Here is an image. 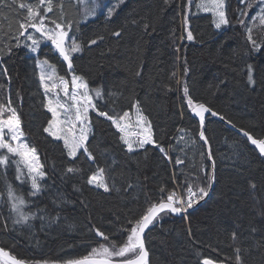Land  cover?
I'll list each match as a JSON object with an SVG mask.
<instances>
[{
    "label": "trees",
    "instance_id": "trees-1",
    "mask_svg": "<svg viewBox=\"0 0 264 264\" xmlns=\"http://www.w3.org/2000/svg\"><path fill=\"white\" fill-rule=\"evenodd\" d=\"M201 1L97 0L98 17L83 23L86 7L79 0H53L45 23L55 21L69 29V41L80 46L71 54L69 70L54 44L32 51L27 36L33 28L19 35L26 9L18 5L36 7L35 0H0V109H8L0 120L15 111L46 175L42 191L33 194L29 176L21 177L13 163L17 158L8 155L7 165H0L4 251L29 264H67L95 249H111L113 242L120 247L146 210L167 202L176 188L187 192L191 187L201 201L199 189H211L214 163L210 199L188 216L163 213L148 229L147 264H203L205 259L264 264V156L213 117L207 120L203 141L201 123L192 115L193 106L203 104L257 140L264 139V23L259 19L264 4L224 0L228 23L217 29L215 16L203 13ZM39 11L43 17L44 8ZM42 60L55 65L63 80L73 73L82 77L94 97V91H103L94 100L87 152L75 158L46 131L53 116L39 71ZM136 109L151 125L153 143L128 151L113 120L121 121ZM100 169L109 191L88 183ZM9 186L26 202V223L17 222ZM0 264L9 263L0 257Z\"/></svg>",
    "mask_w": 264,
    "mask_h": 264
},
{
    "label": "snow or ice",
    "instance_id": "snow-or-ice-1",
    "mask_svg": "<svg viewBox=\"0 0 264 264\" xmlns=\"http://www.w3.org/2000/svg\"><path fill=\"white\" fill-rule=\"evenodd\" d=\"M13 3H15V0H12ZM259 3L264 4V0H258ZM36 7H29L25 3H20L18 5L21 9H26V16H25V22L19 24L20 32L19 35L23 36L28 32V29L34 28L37 32L43 33L48 40L52 41V43L55 45L56 49L59 51L60 55L64 58V60L68 61V67H72L71 63V55L69 53V48L71 49V52H78L80 50V46L75 42V40L69 41L67 39L68 33L64 30V28L61 27L60 24L56 23L55 21H51L55 25L54 29L48 30L45 26V19L47 18V13L53 11V0H35ZM44 8V16L40 17V11L39 8ZM214 8L223 9L224 4L223 0H219L218 3H215L212 5ZM249 10L251 8V5L248 6ZM262 15L259 18L262 23H264V8L260 9ZM112 13L109 12V16H111ZM242 15H246V13H243ZM37 17H40L37 21ZM218 20L216 22V28H220L222 24H227L228 21L225 17V13L223 11L217 12ZM243 22V21H242ZM71 27L70 25L68 26ZM250 32V30H249ZM116 35H119L120 33H115ZM27 38L29 40H32V43L34 45L38 44V41L33 39L31 35H28ZM188 39H192L191 33H188ZM248 39L251 41L252 37L249 34ZM93 44L96 43L95 40L92 41ZM67 45V47H66ZM253 46L255 47V42L253 41ZM19 47V44L17 45ZM32 51L35 52L36 48L33 47ZM47 61L42 62V68L43 65H46ZM54 72V70H53ZM44 79L43 74L41 75V80ZM251 79V77H249ZM77 80H80V84L78 87H82L84 91V95L87 98V90L88 85L86 82L82 81L79 77H73L72 83L75 85ZM62 84L64 85L63 91L64 95L68 96V82L62 81ZM46 91H52L51 88H48L47 85L45 86ZM185 93H187V88L184 89ZM101 95L100 91H96V96L99 97ZM73 100H75V94L71 97ZM51 103V101L49 102ZM88 103L91 105V99L88 98ZM189 104H192V101L189 100ZM63 107V106H62ZM94 108L95 106L92 105ZM194 110L196 111V114L200 118L201 124L204 122V113L210 112L211 110L207 107H205L203 104L194 105ZM8 109H0V114H2L3 111H7ZM49 111L53 113V117L56 116V110L54 108L49 107ZM85 120L87 119V112L88 108L85 107L83 109ZM100 115L106 116L108 119H112V117L107 116V113H99ZM213 116L216 115L215 112L211 113ZM124 116H127V113L124 114ZM76 119L80 120V109H77L76 113ZM141 119H145L141 117ZM223 119V117H221ZM57 121L53 119L52 123L49 125V128L46 129V131L49 132L50 135L54 136L56 139H64L65 146L69 150V155L72 158H75L76 153L83 149L85 152H87V148L85 147L86 141H87V132L83 129L81 130L80 136L78 139H67L64 137H61L56 134L55 131L52 130V126L55 125ZM113 123L116 125V127L120 131H124V128L121 127L119 119L113 120ZM150 124L145 129V132L147 133L144 135L143 139H140L138 141V147L143 148L145 144L153 143L151 139L150 134ZM5 129H7V133L9 136V141H17L18 137H22L23 133L20 131V121L19 118L16 116V113L14 110H12L11 116L4 120L3 122H0V150L6 149L7 153H10L13 156L21 157L18 161H13L19 168L21 164H23V167L27 169V173L24 172L23 169L20 171V176L23 177L24 175H27L31 179V186L34 190L33 194H37L40 191V184L39 180L44 178L43 172L41 171L42 166L38 162V157L35 155V149H31V156H29L28 151H21L20 148L13 147L11 142L5 141ZM246 137L251 141L253 145H256L259 149V152L261 154H264V139L256 140L253 139L247 132L244 133ZM201 139H205L203 132L200 133ZM123 139V137H122ZM124 143L128 147V151H133V145L130 143L127 139H124ZM21 148L26 149V145H21ZM90 155V154H89ZM9 161V156L7 154H4L3 152H0V165H7ZM177 163H183V161H177ZM213 169H214V163H213ZM78 169L74 168H68V172H74ZM103 169H100L97 171L96 175L91 176V178L88 180L89 184H95L97 187L103 188L104 191H109V188L107 184L103 180ZM253 187H255L253 185ZM208 188H211V183H209ZM200 193V199H203L208 195V191L205 190V188L199 189ZM9 195L15 200H19V204H13V210L19 211V205H22L24 203L22 197H17L14 190L11 189L9 186ZM197 195L196 192L192 190L191 187L188 188L187 193V200H180V199H174L176 196L175 193L169 194L167 196V202H160L158 204H155L148 208L146 210V214H144L131 228L130 234L127 236L126 241L123 243L122 246L117 247L116 244L112 243V248L108 247H102L100 249L93 250V254L91 256H88L86 258L75 260V261H68L67 264H109V260L113 256L118 257H128L126 260L123 261V264H147V256L148 252L145 249L144 246V240H143V234L145 230L157 219L159 214L164 211H170L172 213H181L186 212L189 208L193 207V197ZM196 203L199 202V200L195 201ZM179 204L181 207H177L176 205ZM24 222H27L28 217H22ZM20 222V221H17ZM127 231V230H126ZM97 235L102 236L105 240H108L109 237L104 236L103 233H97ZM114 249V251L112 250ZM239 251V250H237ZM0 254H3L4 256H7L8 253L2 252ZM102 255L105 257L103 261H97L94 259L95 256ZM16 264V262H14ZM203 264H213V262L209 259H205L203 261Z\"/></svg>",
    "mask_w": 264,
    "mask_h": 264
},
{
    "label": "rangeland",
    "instance_id": "rangeland-1",
    "mask_svg": "<svg viewBox=\"0 0 264 264\" xmlns=\"http://www.w3.org/2000/svg\"><path fill=\"white\" fill-rule=\"evenodd\" d=\"M117 1H121V3H122V0H117ZM79 2H81L86 7V13L85 14L87 16L84 20H82L83 23H87L90 20L98 17L95 15V10H97L96 8L100 5V4H98V5L96 4L97 6H95V2H97V0H79ZM93 2H94V5L92 6L91 4ZM110 2H111V0H109V3ZM218 2H219V0H202L201 1V9H202L203 13H212L215 16V24L218 20V17H217L218 11H223L225 13V17H226V1L223 0V4H224L223 9L212 7L213 4L218 3ZM89 5H91V6L88 7ZM115 6H117V5H115ZM110 7L112 9L114 6L111 5ZM90 9H93L94 12H89L88 10H90ZM109 17H112V15ZM39 18L40 17H37V21L39 20ZM225 25L226 24H222L220 28L224 27ZM45 26L48 30H52L55 27V25H51L48 23H45ZM61 27L64 28V30L68 33L67 39L69 40V29H66L64 26H61ZM220 28H217V29H220ZM31 36L33 37V39L38 41V44H36V45L33 44V47H35V48H36V46L41 45V44H52L53 45L52 41L48 40L47 37L43 33L37 32L34 28L32 30ZM30 41L32 42V40H30ZM53 46L55 47V45H53ZM69 53L71 55L75 52H71V50H69ZM43 61H47V60L39 61V71H40V75L43 74V76H44V79L41 81H42V85H43L44 92L46 95V104H47L48 110H49V107L54 108L56 110V116L53 117V119H55L57 121V123L52 126V130L55 131L57 135L71 140V139H78L80 136L81 130L83 129L84 131L87 132V141H88L91 134H92L91 113L95 109V107L93 108L92 105H94V100L99 98V97H96V96L94 97L92 91L88 87L87 98H86L84 95L85 90L82 87H78V85L80 84V80H77L75 85L72 83L73 77H79V78H81L82 81L85 82V80L82 77L73 73V74H71L70 78H66L63 80V78L59 76L56 66L51 64L49 61H47V64L43 65V68H42V62ZM53 70H54V72H53ZM62 81L68 82V93H69L68 96L64 95V91H63L64 85L62 84ZM251 83L254 84V76L252 73H251ZM46 85L48 88H51L52 91H46V88H45ZM96 91H94L95 94H96ZM99 91L101 93L100 96L102 97L103 91L102 90H99ZM73 94H75V100H73L71 98L73 96ZM88 98L91 99V105L88 103ZM50 101H51V103H49ZM85 107L88 108L86 120H85V116H84V112H83V109ZM77 109H80V120L76 119ZM50 113L53 116V113L51 111H50ZM16 116L18 117L17 114H16ZM141 117H143V114L139 111V109H136L135 112H133L132 114H129L127 117L123 118L120 121L121 127L124 128L123 133H124L125 139H127L130 143H132L134 150L139 148L138 147V141L140 139H143L144 135L147 134L145 132V129L149 125V123H147L145 119H141ZM143 118H145V117H143ZM0 122H3V121L0 120ZM20 131L23 133L22 128H21V124H20ZM150 134L152 135V128L151 127H150ZM52 137H54V136H52ZM56 140L64 143V139H56ZM5 141L11 142L13 147L20 148L21 151H28L29 156H31V152H30L31 148L27 142V138L24 135V133H23L22 137H18L17 141H9L7 129H5ZM87 141H86V143H87ZM21 145H26L27 148L26 149L21 148L20 147ZM64 145H65V143H64ZM85 146H86V144H85ZM67 150H68V148H67ZM82 150L83 149H80L76 153L75 157H77L81 153ZM0 152L6 153L7 155H10V156H13L10 153H7L6 149L0 150ZM68 153H69V150H68ZM35 155L38 157V162L42 166L41 171L43 172V175H44V178L39 180V184H40L39 193H40L42 191L41 184L46 179V175L44 173V167H43V164L41 162V158L36 153V151H35ZM13 157L17 158V160L21 159V157H18V156H13ZM20 169H23L24 172L27 173V169L23 167V164L20 165ZM105 176L106 175L104 173L103 180L107 184ZM91 185H93L96 188L103 189L101 187H97L95 184H91ZM192 190L194 192H196V190H194V189H192ZM16 196L21 197L19 195H16ZM12 201H13V199H12ZM23 201H24V203L22 205H19V211H15L17 219H18V221H20L19 223H26V222H24L22 217H28V215L25 211L26 202H25L24 198H23ZM14 203L19 204V200L13 201V204ZM28 219H29V217H28ZM28 219H27V221H28ZM95 258H97V257H95ZM98 258H105V257H98Z\"/></svg>",
    "mask_w": 264,
    "mask_h": 264
},
{
    "label": "water",
    "instance_id": "water-1",
    "mask_svg": "<svg viewBox=\"0 0 264 264\" xmlns=\"http://www.w3.org/2000/svg\"><path fill=\"white\" fill-rule=\"evenodd\" d=\"M66 47H67V45H66ZM59 52V51H58ZM60 54V53H59ZM61 56V55H60ZM62 57V56H61ZM62 59H63V61L65 62V64L67 65V67H68V61H66V60H64V58L62 57ZM71 63H72V67L71 68H69L68 67V69L69 70H73V62H72V59H71ZM213 111L211 110L210 112H207V113H204V122H203V124H201V127H202V132H203V134H204V130H205V126H206V123H207V120H208V118L209 117H213V118H216V119H219V120H222L225 124H227L231 129H233L234 131H236L237 133H239L241 136H243V137H245V138H247L248 139V137H246L245 135H244V131H242V130H240V129H238L237 127H235V126H233L232 124H230L229 122H227L225 119H221V116H219L217 113H216V115L215 116H213L211 113H212ZM193 115L197 118V119H199V121H200V118H199V116L196 114V111L194 110L193 111ZM201 123V122H200ZM249 134V133H248ZM249 136H251L253 139H256V138H254L252 135H250L249 134ZM204 137H205V134H204ZM203 141H205V142H207V139H206V137H205V139H202ZM249 140V139H248ZM257 140V139H256ZM250 141V140H249ZM250 143H251V141H250ZM252 144V143H251ZM253 145V144H252ZM253 146H255L256 148H257V146L256 145H253ZM258 149V148H257ZM259 150V149H258ZM263 156H264V154H262ZM215 176H216V170H215V168L213 169V175H212V184H211V189L209 190V192H208V195L206 196V197H204L201 201H199L194 207H192V208H190L189 210H187V212H181V213H172V212H170V211H164V212H161L160 214H159V216H161L163 213H166V212H170L173 216H188V214L190 213V212H192V211H194V210H196V209H198L199 207H201L203 204H205L209 199H210V197H211V195H212V193H213V190H214V185H215ZM158 216V217H159ZM157 217V218H158ZM157 220V219H156ZM155 220V221H156ZM155 221H153V223L155 222ZM152 223V224H153ZM152 224L151 225H149V227L145 230V232H144V234H143V240H144V246H145V249L147 250V247H146V241H145V238H146V233H147V231H148V229L152 226ZM2 252H6V251H4L1 247H0V253H2ZM148 252V251H147ZM6 253H8V255L7 256H4L3 254H0V257L3 259V260H5L6 262H8L9 264H14V262H16V264H29V263H26V262H23V261H21V260H19V259H17V258H15V257H13L9 252H6ZM95 260H97V261H103L105 258H94ZM148 259H149V254H148V256H147V262H148ZM212 261V260H211ZM213 262V264H219V263H216V262H214V261H212ZM109 264H123V261H114V260H109Z\"/></svg>",
    "mask_w": 264,
    "mask_h": 264
},
{
    "label": "bare ground",
    "instance_id": "bare-ground-1",
    "mask_svg": "<svg viewBox=\"0 0 264 264\" xmlns=\"http://www.w3.org/2000/svg\"><path fill=\"white\" fill-rule=\"evenodd\" d=\"M193 115V114H192ZM213 175V174H212ZM216 177V176H215ZM212 184V183H211ZM180 187V186H179ZM179 189V190H178ZM188 190V189H187ZM175 191H177V192H179V195L181 196V198L183 199V200H187V193H188V191L186 192V191H183L181 188H176L175 189ZM214 191V190H213ZM186 192V193H185ZM214 193V192H213ZM195 197H197V195L195 196ZM195 197H193V198H195ZM197 200H198V197H197ZM3 201V200H2ZM7 201V200H6ZM197 203H195V205H196ZM194 205V206H195ZM193 206V207H194ZM178 207H181V206H178ZM190 209V208H189ZM188 209V210H189Z\"/></svg>",
    "mask_w": 264,
    "mask_h": 264
},
{
    "label": "built area",
    "instance_id": "built-area-1",
    "mask_svg": "<svg viewBox=\"0 0 264 264\" xmlns=\"http://www.w3.org/2000/svg\"><path fill=\"white\" fill-rule=\"evenodd\" d=\"M178 190H179V189H178ZM174 193L176 194V196L174 197V199H180V200H183V199L181 198V196L179 195V192L175 191ZM195 201H197V197L193 198V206H194L195 203H196ZM177 206H181V205L177 204Z\"/></svg>",
    "mask_w": 264,
    "mask_h": 264
}]
</instances>
